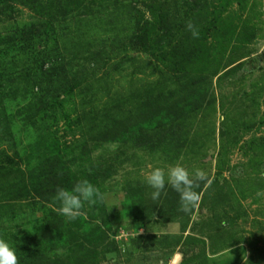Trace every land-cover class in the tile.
<instances>
[{
    "label": "rangeland",
    "instance_id": "rangeland-1",
    "mask_svg": "<svg viewBox=\"0 0 264 264\" xmlns=\"http://www.w3.org/2000/svg\"><path fill=\"white\" fill-rule=\"evenodd\" d=\"M15 1L0 11V239L17 257L58 207L20 188L49 160L103 195L64 217L68 239L37 245L54 264H264V0H201L197 19L190 0H53L54 22L25 42L47 0ZM48 69L68 79L56 92ZM184 82L192 90L175 96ZM171 99L182 116L163 126ZM124 119H140L136 132L107 139ZM176 163L207 176L188 214L171 187L154 201L143 182Z\"/></svg>",
    "mask_w": 264,
    "mask_h": 264
},
{
    "label": "trees",
    "instance_id": "trees-1",
    "mask_svg": "<svg viewBox=\"0 0 264 264\" xmlns=\"http://www.w3.org/2000/svg\"><path fill=\"white\" fill-rule=\"evenodd\" d=\"M158 0H152V2H156ZM189 1V0H188ZM15 0H0V11L1 12H5L9 9H7L9 6H11V3H15ZM190 3L192 5H190V7H193V12L190 10L189 11V16L191 19H197V15L201 13L202 11V7H201V0H190ZM6 9V10H4ZM188 9H189V5H188ZM44 10V19L40 20L36 23V25H24L20 28L21 32H23V34H25L24 38L21 40L22 42L25 41H32L36 36H39L40 30L41 29H45L46 25L48 23H53L56 17V5L54 4L53 0H47V3L45 4V6L43 7ZM168 15H170L169 13H167ZM161 14L160 15V21H162V24L158 25L159 29H166V25L164 22V20H167L168 15ZM188 14V12H184V15ZM195 24V23H194ZM205 28V27H204ZM38 34V35H36ZM190 42L184 43L181 45L180 48V52L179 54H182V57H188L190 56V53L187 52V49L190 46ZM175 47V46H174ZM174 49V48H173ZM52 58V57H51ZM53 61H55L54 59H52ZM51 60V61H52ZM54 63H51V65H53ZM49 70V75L48 78L46 79V82L49 86H51L53 89H55V92L58 91L60 88L61 83L63 82V80H68L65 78V75H60L59 72L63 73V69H61V71H59V69L57 71H55L54 69H48ZM59 73V74H58ZM56 81V83H54ZM194 86L193 84H190V82H184L182 84L181 89L178 91L176 90V88L173 90L174 93H176L175 96H181L182 94H186L188 91H191L192 87ZM172 98L170 95L167 98ZM179 105V101H175L173 99H171L170 104L164 105L162 106V110H164V114H166L167 116L171 115V120H164L165 116L163 117V122L159 123L163 126H167V123H172V120H176L177 118L179 119L182 116V113H180V107L177 110V107ZM149 111L151 110L152 112H154V104L151 102L148 105ZM159 110V109H157ZM168 111V112H166ZM177 111V112H176ZM158 112V111H157ZM175 112V113H174ZM169 113V114H168ZM174 113V114H173ZM160 115H163L159 112ZM131 121L130 125L127 124L129 121H126L125 119L122 121H117L115 122L111 129L109 130V134H112L110 136V138H107V133L105 132V134L103 135V138H107L109 140H113V141H125L127 137H129L131 135V129H129V126H132L134 133L135 131V125L137 122L140 121V119H137ZM4 122V120H2ZM143 121V120H142ZM151 120L146 121L145 123H143V127L142 130H146V131H150V122ZM2 122V123H3ZM42 123L45 122L44 119L41 120ZM127 124V125H126ZM132 124V125H131ZM153 124V123H151ZM159 126V125H157ZM108 134V135H109ZM133 137V136H132ZM148 138V137H147ZM146 135L143 133L138 135V142H140V145H145L146 142ZM64 175V171H62L60 168L56 167L52 161L47 160L45 163V167L43 168V172L40 175V178L38 180V183H36L37 181H34L33 178L30 179L29 181V186L28 185H24L22 187H20L21 189H24L26 191H28V193H30V195H35V197L38 198L39 201V207L41 208H45L46 204L49 203H53L54 201H52L55 190L57 188V186L60 187H64V188H68L71 189L74 184L78 181L76 178L74 179L73 182L69 183L66 182ZM21 192V190L19 189V191L15 190L14 194ZM57 205V204H56ZM55 206V204H54ZM58 206V205H57ZM49 220H50V224H48V230L47 233H43L42 236L39 237H28L25 238L26 242L23 243L20 247V254L18 257L19 260V264H54L56 263V260H52L49 257H47L46 255H44L42 252L38 251V244H42L46 247H48V250L52 249V246L55 247L56 246V242L62 241L64 239H68V232H66V223L64 221V216L58 214L57 211L53 210L52 208H49L47 211ZM19 245H17L18 250H19V246H20V241L18 242ZM16 246V245H15ZM17 249V248H16ZM59 260V259H58ZM59 263H61V261H58Z\"/></svg>",
    "mask_w": 264,
    "mask_h": 264
},
{
    "label": "clouds",
    "instance_id": "clouds-1",
    "mask_svg": "<svg viewBox=\"0 0 264 264\" xmlns=\"http://www.w3.org/2000/svg\"><path fill=\"white\" fill-rule=\"evenodd\" d=\"M186 30L193 38L199 37L197 26L188 21ZM207 180L205 172L199 168L189 171L180 163L170 165L167 169L153 167L143 173V182L152 189L151 198L158 200L166 186L179 194V211L191 213L199 206L201 195L197 188ZM97 198L103 199L99 188L88 179L82 178L71 189L57 186L53 201L58 205V214L72 221L83 215L85 204L89 206L97 203ZM0 264H19L15 250L4 239H0Z\"/></svg>",
    "mask_w": 264,
    "mask_h": 264
}]
</instances>
